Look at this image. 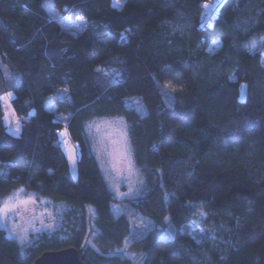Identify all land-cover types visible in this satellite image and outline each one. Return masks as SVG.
<instances>
[{
    "label": "trees",
    "instance_id": "trees-1",
    "mask_svg": "<svg viewBox=\"0 0 264 264\" xmlns=\"http://www.w3.org/2000/svg\"><path fill=\"white\" fill-rule=\"evenodd\" d=\"M113 1L53 0L92 25L73 35L44 0H0V202L33 197L57 224L27 245L0 226V264L70 247L82 264H264V0H222L207 23L214 0ZM5 68L20 77L18 136L4 118ZM113 69L119 78L108 81L103 71ZM61 115L80 148L76 180L59 144ZM113 118L127 125L145 183L125 205L153 223L132 244L135 259L113 254L131 225L113 209L87 135ZM89 209L97 236L85 246Z\"/></svg>",
    "mask_w": 264,
    "mask_h": 264
},
{
    "label": "rangeland",
    "instance_id": "rangeland-1",
    "mask_svg": "<svg viewBox=\"0 0 264 264\" xmlns=\"http://www.w3.org/2000/svg\"><path fill=\"white\" fill-rule=\"evenodd\" d=\"M123 1L114 0L113 4L115 7L120 8ZM221 1L214 0V2H210L211 4H207L208 7L205 8V14L203 15L204 23L211 20ZM44 8L51 19L58 21L65 30L73 35H77L92 26L84 18L72 19L59 13L54 8L53 0H44ZM262 61L264 62V51L262 53ZM103 76L108 81H116L119 78V71L117 69L105 70L103 71ZM5 77L10 86H12L1 94L5 123L9 131L14 136H18L21 124L13 108L12 100L14 98L13 87H17L20 84V77L6 68ZM245 95L246 85L242 84L240 99L244 100ZM167 96V100L170 103L171 97L168 92ZM46 108L49 111L56 112V108L52 104L47 105ZM59 120L64 122L65 125L59 135V144L68 159L70 177L76 180L80 148L72 140L66 128L69 117L61 115ZM87 135L106 184L114 196L113 209L118 216L125 215L131 225L130 234L124 246L113 254L135 259L136 255L131 252V246L136 240L151 230L153 223L147 217L134 212L125 205L126 202L141 197L145 187L144 179L134 163L127 125L121 118L97 120L87 126ZM3 171L4 169L0 166V174ZM4 204H8L14 210L8 212L6 216L0 217V226L6 230L9 237L18 240L21 245H27L32 235H38L57 228L53 208L45 202L39 203L33 197L17 193L4 198L0 202V206ZM94 218V210L89 209L90 230L85 246H92V241L97 236V230L93 223ZM168 235L169 231L165 233V236Z\"/></svg>",
    "mask_w": 264,
    "mask_h": 264
},
{
    "label": "water",
    "instance_id": "water-1",
    "mask_svg": "<svg viewBox=\"0 0 264 264\" xmlns=\"http://www.w3.org/2000/svg\"><path fill=\"white\" fill-rule=\"evenodd\" d=\"M33 264H82L81 253L74 247L44 252Z\"/></svg>",
    "mask_w": 264,
    "mask_h": 264
},
{
    "label": "snow or ice",
    "instance_id": "snow-or-ice-1",
    "mask_svg": "<svg viewBox=\"0 0 264 264\" xmlns=\"http://www.w3.org/2000/svg\"><path fill=\"white\" fill-rule=\"evenodd\" d=\"M208 6L205 5V8ZM14 209L9 207L8 204H4L3 206H0V217H4L8 214V212L13 211ZM23 239V238H22Z\"/></svg>",
    "mask_w": 264,
    "mask_h": 264
},
{
    "label": "built area",
    "instance_id": "built-area-1",
    "mask_svg": "<svg viewBox=\"0 0 264 264\" xmlns=\"http://www.w3.org/2000/svg\"><path fill=\"white\" fill-rule=\"evenodd\" d=\"M211 1V0H210Z\"/></svg>",
    "mask_w": 264,
    "mask_h": 264
}]
</instances>
